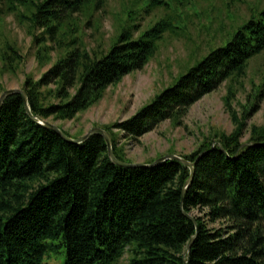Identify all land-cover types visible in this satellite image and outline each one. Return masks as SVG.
Returning a JSON list of instances; mask_svg holds the SVG:
<instances>
[{
	"label": "trees",
	"instance_id": "16d2710c",
	"mask_svg": "<svg viewBox=\"0 0 264 264\" xmlns=\"http://www.w3.org/2000/svg\"><path fill=\"white\" fill-rule=\"evenodd\" d=\"M108 2L0 0V20L14 15L27 23L40 65L58 56L39 81L29 77L24 84L34 118L21 94L9 96L0 110V264H48L53 254L64 256L60 264H119L126 255L128 264H185L186 257L187 264H264V126H252L242 141L261 110L264 78L241 115L232 109L250 63L264 55V8L250 9L226 45L131 119L102 127L116 158L133 164L120 137L139 143L164 121L182 127L192 106L226 84L234 129L181 156L195 163L183 196L191 175L183 164L122 168L111 161L102 135L71 144L39 124L71 121L97 105L110 87L150 63L166 35L183 30L171 14L144 33L127 27L129 18L107 50L89 51L80 18L89 27ZM151 7L170 11L165 0H152ZM3 46L0 59L14 72L24 58L16 45Z\"/></svg>",
	"mask_w": 264,
	"mask_h": 264
},
{
	"label": "rangeland",
	"instance_id": "374dc122",
	"mask_svg": "<svg viewBox=\"0 0 264 264\" xmlns=\"http://www.w3.org/2000/svg\"><path fill=\"white\" fill-rule=\"evenodd\" d=\"M151 1L109 0L105 11L98 13L91 25L84 29L86 20L80 18V35L89 51H97L99 46V50H107L116 39L120 26L126 24L129 18L132 21L127 27L139 26V32L144 33L171 14L178 18L179 23H175V26L183 30L180 36L166 35L150 63L143 70L128 75L120 84L110 87L97 105L79 113L74 120L52 121V124L76 138L84 137L93 129L131 119L209 52L226 45L232 32L249 18L250 9L264 8V0H165L170 5V11H164L152 8ZM0 32L1 46L10 43L16 45L24 58L22 65L15 68L14 72L6 69L0 59V84L4 92L23 90L29 77L39 81L58 59L55 52L51 61L40 65L36 58L38 48L33 43L27 23L14 15L0 20ZM263 78L264 55L250 63L247 76L241 81L243 88H239L232 105L239 115L242 114L247 97L259 87ZM226 95L227 86L224 84L203 97L191 107L182 127H174L169 121H164L143 136L139 143L120 137L119 144L125 148L127 159L133 164H146L168 155H191L205 138H213L215 133L230 134L234 125L225 109ZM252 126H264V101L261 110L248 121L243 143L249 140ZM58 251L63 252L64 249ZM63 261L64 256L61 254H53L47 260L48 264H60ZM128 262L126 255L119 264Z\"/></svg>",
	"mask_w": 264,
	"mask_h": 264
},
{
	"label": "water",
	"instance_id": "95a60500",
	"mask_svg": "<svg viewBox=\"0 0 264 264\" xmlns=\"http://www.w3.org/2000/svg\"><path fill=\"white\" fill-rule=\"evenodd\" d=\"M13 94H21L23 99H24V102H25V106H26V110L28 111L29 115L34 118L32 116V113H31V110H30V107H29V102H28V97L26 95V93L23 91V90H10V91H6L2 94V96L0 97V110L5 102V100L13 95ZM39 124L50 129V130H53V131H56L61 137L62 139H64L65 141L71 143V144H82L84 142H86L91 136L93 135H96V134H100L104 137V140L108 146V153H109V157L111 159V161L113 162V164L119 166V167H122V168H153V167H156V166H159L167 161H176V162H179L181 164H183L185 167L189 168L190 171H191V175H190V179L188 180L187 184H186V187L184 189V193H183V196H185L188 188L191 186L193 180H194V176H195V163H191L189 161H187L186 159H183L182 157H179V156H176V155H168L166 157H163V158H160L158 160H156L153 164H130V163H125V162H122L120 160H118L114 154V150H113V145H112V140H111V137L110 135L105 132L103 129H100V128H96V129H93L91 130L87 135H85L84 137H82L81 139H73V138H70L68 137L64 131L62 129H60V127L52 124V123H49V122H44L43 120H40L39 121ZM199 160V159H198ZM197 160V161H198ZM195 238H192V240L190 241L188 247H187V250H186V253L185 255L188 256V254L190 253V250H191V247H192V243L194 241ZM184 263L187 264V257L184 259Z\"/></svg>",
	"mask_w": 264,
	"mask_h": 264
}]
</instances>
